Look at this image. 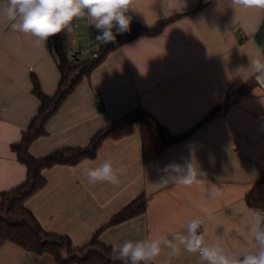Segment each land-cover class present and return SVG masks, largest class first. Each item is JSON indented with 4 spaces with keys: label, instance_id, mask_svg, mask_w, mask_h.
Masks as SVG:
<instances>
[{
    "label": "crops",
    "instance_id": "obj_1",
    "mask_svg": "<svg viewBox=\"0 0 264 264\" xmlns=\"http://www.w3.org/2000/svg\"><path fill=\"white\" fill-rule=\"evenodd\" d=\"M128 15L148 27L172 22L157 37L139 38L113 51L84 78L47 123V136L32 143L31 154L42 158L61 148L85 147L98 130L138 108L176 134L190 130L218 105L222 112L147 165L138 124L130 136L108 138L96 158L46 170L47 186L27 200V207L45 231L67 235L75 247H83L144 194L146 212L105 229L102 243L114 247L170 235L200 217L209 243L219 241L236 253L254 250L249 231L254 209L246 197L264 176V89L245 68L257 49L264 53V11L234 10L224 0L221 6L218 0H134ZM73 25L72 31L60 33L66 49L79 35L99 34L86 18ZM33 76L47 96L57 93L61 74L51 40L37 44L33 36L12 30L0 14V199L27 177L11 147L21 141L39 109ZM105 160L121 169L118 186L90 184L83 175L84 168ZM190 162L205 174L199 177L201 184L161 183L172 174L170 165ZM213 185L219 195L209 198ZM166 258L165 250L159 261ZM0 264L56 262L6 243L0 247ZM172 264H198L197 255L181 251Z\"/></svg>",
    "mask_w": 264,
    "mask_h": 264
},
{
    "label": "trees",
    "instance_id": "obj_2",
    "mask_svg": "<svg viewBox=\"0 0 264 264\" xmlns=\"http://www.w3.org/2000/svg\"><path fill=\"white\" fill-rule=\"evenodd\" d=\"M171 22L172 20L165 19L151 27L131 22L130 31L118 34L114 43L102 46L98 59L89 64L72 61L61 41L60 33L49 37L61 79L57 93L54 96H47L41 89L37 77L33 76L32 93L39 100V109L27 130L23 132L21 141L11 147L18 161L26 166L27 177L21 185L1 196L0 247L6 243H13L26 252L38 256H51L56 264H122L120 261L113 262L109 259L113 247L102 243L100 235L111 226L143 215L147 209L146 196L144 194L138 196L98 229L87 244L75 247L69 236L45 231L26 205L30 197L47 186L48 181L44 172L56 166H76L86 159L96 158L105 140L108 138L118 140L130 136L134 134L137 124L141 132L142 159L144 165H147L165 150L187 139L201 125L216 118L222 112L223 106H216L203 120L183 133H172L149 111L138 108L98 130L85 147L61 148L42 158L34 157L30 147L37 139L47 136L46 126L49 120L58 112L76 86L84 78H88L113 51L139 38L159 36ZM246 203L254 210H264V176L248 193Z\"/></svg>",
    "mask_w": 264,
    "mask_h": 264
},
{
    "label": "clouds",
    "instance_id": "obj_3",
    "mask_svg": "<svg viewBox=\"0 0 264 264\" xmlns=\"http://www.w3.org/2000/svg\"><path fill=\"white\" fill-rule=\"evenodd\" d=\"M134 0H0V14L6 17L12 30L31 35L36 43H46L49 37L61 32L72 31L73 21L86 18L89 25L99 33L95 36L97 45L114 43L118 34L130 31L132 16L128 15ZM232 9H256L264 11V0H224ZM221 6V0H218ZM115 29V31H114ZM246 72L257 82L264 81V53L257 49L255 58H249ZM246 81V79H244ZM171 173L161 183L172 180L177 185H199L205 176L203 172L188 163L185 167L170 165ZM121 169L105 160L96 167H86L83 175L90 184H120ZM209 198L219 195L215 185L208 193ZM211 215L208 208L202 209ZM200 217L189 220L186 227L170 235H150L136 241L127 240L114 246L109 257L122 264H172L181 251L197 255L198 264H264V210H252L249 231L255 248L245 253H236L221 242L209 243L201 226ZM167 251V258L159 261Z\"/></svg>",
    "mask_w": 264,
    "mask_h": 264
},
{
    "label": "built area",
    "instance_id": "obj_4",
    "mask_svg": "<svg viewBox=\"0 0 264 264\" xmlns=\"http://www.w3.org/2000/svg\"><path fill=\"white\" fill-rule=\"evenodd\" d=\"M75 28L79 29V25L75 24ZM76 42H80L78 48H76L74 44ZM100 49L101 48L97 45L95 38L89 36L84 38L82 35L77 36L72 44L67 47V51L73 62H85L88 64L98 59ZM258 84L264 89V81L258 82Z\"/></svg>",
    "mask_w": 264,
    "mask_h": 264
}]
</instances>
